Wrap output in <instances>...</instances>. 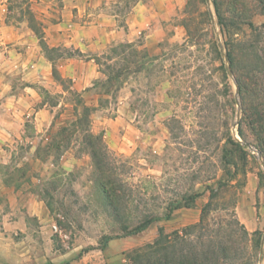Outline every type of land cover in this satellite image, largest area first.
<instances>
[{"label": "rangeland", "instance_id": "rangeland-1", "mask_svg": "<svg viewBox=\"0 0 264 264\" xmlns=\"http://www.w3.org/2000/svg\"><path fill=\"white\" fill-rule=\"evenodd\" d=\"M74 2L0 0V91L14 94L0 112L13 134L0 139V260L130 264L162 227L199 250L227 246L216 264H264V5L87 0L80 15ZM104 18L133 41L65 42L71 23ZM80 57L94 59L81 90L65 70Z\"/></svg>", "mask_w": 264, "mask_h": 264}, {"label": "trees", "instance_id": "trees-1", "mask_svg": "<svg viewBox=\"0 0 264 264\" xmlns=\"http://www.w3.org/2000/svg\"><path fill=\"white\" fill-rule=\"evenodd\" d=\"M259 4L264 5V0H257ZM233 36V33H232ZM85 143L89 148L92 157L95 160V163L98 169L99 159L98 152L96 150V141L93 139L92 135H88L85 137ZM237 147L240 151H242V147L237 144ZM230 154L228 149L225 150V155ZM210 199L212 200L215 196L218 195L214 190H210ZM106 194L110 198L111 205L115 207L117 190H107L105 189ZM199 194H195L197 197ZM193 200L191 201V203ZM211 202L205 205L201 209V214L205 215V213L209 210V206ZM180 205H175L172 208H169L167 212L163 216H146L140 222L132 227L123 226V234L134 235L140 233L147 229L153 222L160 221L161 219H170L172 211L179 208ZM186 207H189L187 205ZM203 226V218L200 219L198 224L193 226L194 230L202 228ZM106 242L111 239L110 236H104L103 238ZM216 251V252H215ZM229 253V249L225 245H220L217 249H208V250H199L197 246L190 244L186 238L185 234L178 229L173 230L170 233L164 232L162 227L158 228V236L154 239L153 242L146 244L145 246L136 248L132 251L130 258V264H216L221 259H226ZM67 264V262L63 263Z\"/></svg>", "mask_w": 264, "mask_h": 264}, {"label": "crops", "instance_id": "crops-1", "mask_svg": "<svg viewBox=\"0 0 264 264\" xmlns=\"http://www.w3.org/2000/svg\"><path fill=\"white\" fill-rule=\"evenodd\" d=\"M87 0H83V2H79V0H75L74 5L71 7H77L78 13L80 15L82 14V11H86V5ZM90 15V14H87ZM85 17V16H83ZM88 17V16H87ZM82 22V23H81ZM132 27H130L131 29ZM72 32H70L66 38H64L65 42L69 44H74V47L78 48L80 52L86 53L88 48H90L92 45H99L100 41L102 42H108L110 40L117 39L118 37H121L122 34L126 35L128 37V41H133L131 38L133 36V33H126L121 32V29L119 27H111L110 22L105 21V18L102 21H80L78 23H71L69 25V28ZM129 29V30H130ZM52 35V34H50ZM65 33H58L57 31H53L52 37L56 39H60L62 36H65ZM52 45L54 43L52 42ZM88 57V55L84 56ZM7 57H5L6 59ZM7 61V59L5 60ZM94 59L87 58L82 59H70L68 63L65 65L66 74L68 77H70L73 81V87L75 89H84L87 86V81L89 77H93V73H90L88 71H81V68L84 66H90L91 62H93ZM80 63L78 65L77 63ZM14 97V94L9 93L7 95L6 90L3 92L0 91V112L5 111L4 113L7 114L8 109L13 104L12 98ZM41 111L43 109H40ZM1 137L4 138H13V134L8 131L7 129H2L0 126V139ZM175 230V229H174ZM1 234V233H0ZM3 237L5 238V234H3ZM4 248L0 246V253H4ZM29 257H25L27 259ZM0 264H6L4 260H0Z\"/></svg>", "mask_w": 264, "mask_h": 264}, {"label": "water", "instance_id": "water-1", "mask_svg": "<svg viewBox=\"0 0 264 264\" xmlns=\"http://www.w3.org/2000/svg\"><path fill=\"white\" fill-rule=\"evenodd\" d=\"M248 146V148H252L249 144H246Z\"/></svg>", "mask_w": 264, "mask_h": 264}]
</instances>
